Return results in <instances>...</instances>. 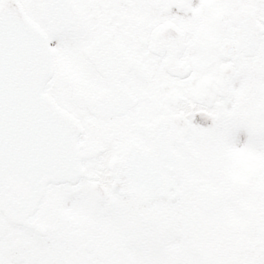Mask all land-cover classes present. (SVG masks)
<instances>
[{
	"label": "flooded vegetation",
	"instance_id": "1",
	"mask_svg": "<svg viewBox=\"0 0 264 264\" xmlns=\"http://www.w3.org/2000/svg\"><path fill=\"white\" fill-rule=\"evenodd\" d=\"M19 2L48 35L53 74L44 92L78 122L76 151L90 179L49 186L48 194L63 190L70 201L49 202L47 194L34 214L46 236L10 228L0 264H76V253L85 254L80 264H123L122 222L113 240L83 230L103 224L106 201L124 214L109 171L114 160L176 156L183 175L185 162L233 158L244 148L247 161L264 164V0ZM43 17L69 19L75 31L54 34ZM209 129L212 138H203ZM261 164L255 171L264 173ZM92 184L107 199L89 197L86 208L81 199L77 208L73 192L89 196ZM28 233L42 249L36 260ZM262 254L250 264H264Z\"/></svg>",
	"mask_w": 264,
	"mask_h": 264
},
{
	"label": "water",
	"instance_id": "2",
	"mask_svg": "<svg viewBox=\"0 0 264 264\" xmlns=\"http://www.w3.org/2000/svg\"><path fill=\"white\" fill-rule=\"evenodd\" d=\"M9 1L0 3V19L1 13L7 11L6 25L0 23V42L3 39L0 51L8 52L10 38L16 40L13 37L17 35H24L30 45L33 41L42 44L38 47L41 56L35 71L30 63L5 61L0 65V212L7 220L20 224L36 208L46 184L76 179L78 162L71 156L72 143L65 123L60 115L49 111L42 95L43 83L50 75L47 45L34 25L15 13L18 10L15 2L11 8ZM178 168L174 162L169 183L166 176L140 180V187L151 192L123 191L135 195L142 203L161 197V189L173 187ZM223 199L222 191L211 192L204 187L198 193L197 204L208 213L217 209Z\"/></svg>",
	"mask_w": 264,
	"mask_h": 264
},
{
	"label": "rangeland",
	"instance_id": "3",
	"mask_svg": "<svg viewBox=\"0 0 264 264\" xmlns=\"http://www.w3.org/2000/svg\"><path fill=\"white\" fill-rule=\"evenodd\" d=\"M232 157L238 161L233 163V159H231V163L235 165H229L228 162L223 164L214 162L188 163V172L183 178L182 184L184 188L177 200L178 205L162 210L159 214L149 213V216H142L133 213L130 219L126 218L125 224L128 229H134L139 219L156 216L159 220L153 222L151 227H147L145 221H142L138 236L132 240L125 239L126 253L119 260L123 264H133L136 258V256L133 257V254H136L138 256L135 260L136 264H233L230 255H227L222 261V254L228 253L224 251L228 249L223 244L233 238L240 240L242 236L239 232L249 229L261 211L259 206L251 208L249 201L240 198L241 188L251 182L250 173L247 171L246 149L234 150ZM228 169L236 172L232 174ZM203 185L217 187L226 192V203L216 215L204 216L195 207L197 191ZM58 193L65 202L68 201L63 190H59ZM54 196L59 197L58 194H54ZM87 196L83 195L81 190L73 192V199L78 203L77 208L81 207L79 205L81 199L83 208L87 207L86 203L89 199ZM255 197L260 198L259 194ZM243 204L246 205L244 209ZM243 211L246 213L245 216ZM222 228H225L226 231L224 232ZM108 229L110 232L115 229V223L110 219L108 220ZM233 229L238 232L234 233ZM2 230L3 227H0V232ZM159 234H161L160 240H156L155 238ZM180 235L181 238H179ZM182 237L185 238L187 246L185 249ZM169 238L171 242L167 243L170 241ZM157 242L163 243L161 249L155 245ZM220 243L222 244L220 245ZM234 244L239 247L241 241H235ZM78 256L82 260V257Z\"/></svg>",
	"mask_w": 264,
	"mask_h": 264
}]
</instances>
